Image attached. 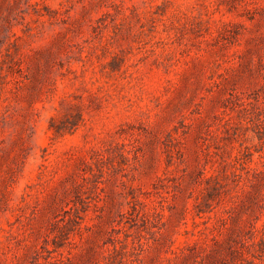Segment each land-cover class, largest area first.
Segmentation results:
<instances>
[{
  "label": "rangeland",
  "instance_id": "rangeland-1",
  "mask_svg": "<svg viewBox=\"0 0 264 264\" xmlns=\"http://www.w3.org/2000/svg\"><path fill=\"white\" fill-rule=\"evenodd\" d=\"M0 264H264V0H0Z\"/></svg>",
  "mask_w": 264,
  "mask_h": 264
}]
</instances>
